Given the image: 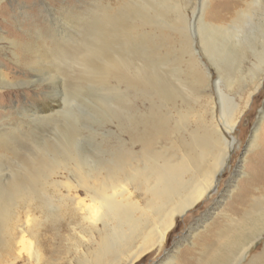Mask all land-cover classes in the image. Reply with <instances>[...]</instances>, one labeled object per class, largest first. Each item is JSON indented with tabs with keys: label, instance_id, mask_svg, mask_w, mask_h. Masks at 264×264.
<instances>
[{
	"label": "bare ground",
	"instance_id": "bare-ground-1",
	"mask_svg": "<svg viewBox=\"0 0 264 264\" xmlns=\"http://www.w3.org/2000/svg\"><path fill=\"white\" fill-rule=\"evenodd\" d=\"M176 1L109 3L92 68L79 78L61 66L62 48L74 46L78 26L65 9L60 8L59 14L57 9L47 8V32L31 25L30 33L22 30L21 41L0 33V50L6 48L10 62L26 68L23 77L11 79L0 63V92L46 83L47 90L40 92L45 102H30L29 107L19 109L29 113V122L49 125L54 131L52 137L32 134L28 141L15 136L11 142L0 143V264H138L163 246L175 218L214 187L233 143L227 141L224 132L232 133L243 113L241 106L234 105L230 92L243 93L242 85L236 82H249L246 104L264 78V0H235L220 10L213 8L209 16L214 21L203 20L196 39L191 36L187 49L183 47L185 52L181 49L171 56L154 39L160 37V43L167 47L171 31L181 29L184 7ZM224 14L229 15L228 22L220 21ZM200 52L218 74L215 93L207 95L205 101L200 94L210 87L211 75L201 67ZM182 54H187V60ZM249 55L254 58L253 69L245 71L242 65L244 59L250 62ZM161 65L162 70L167 65L173 69L169 67L165 76L158 77L156 71ZM92 78L101 102L107 96L121 112L128 93L132 102L140 96L150 98L145 113L131 105L122 126L128 141L118 137L114 147L103 149V141L91 150L81 147L80 141L89 137L76 108L89 99L86 92L90 87L86 85ZM110 80L115 84L111 86ZM85 116L87 120L89 113ZM261 121L264 107L250 141L252 148L258 145ZM13 132L16 134L0 129L4 137ZM23 148L31 150L21 152ZM254 171L253 175L245 172L248 185L243 190L234 185L229 194L237 195L238 204H246L240 218L222 213L231 222L217 230L214 238L202 234L209 225L202 231L192 226L191 236L204 241L197 254L190 257L177 250L159 264H208L222 243H230L233 234L248 225V234L256 240L264 231V153ZM53 175L64 179H53ZM19 208L24 210L27 223L33 222L28 229L18 223ZM35 210L40 219L35 217ZM43 222L51 228L52 237L47 240L37 237L36 228ZM65 226L73 235L67 246L61 245L60 229ZM16 229L31 239L17 240ZM255 240L243 244L236 258ZM25 246L26 257L22 255ZM260 257L251 264H264V250Z\"/></svg>",
	"mask_w": 264,
	"mask_h": 264
},
{
	"label": "rangeland",
	"instance_id": "rangeland-1",
	"mask_svg": "<svg viewBox=\"0 0 264 264\" xmlns=\"http://www.w3.org/2000/svg\"><path fill=\"white\" fill-rule=\"evenodd\" d=\"M118 1L119 0H109V3L116 4L118 3ZM178 1H180L179 4L184 7V21L181 24V29L178 31H171L169 41L170 45L167 47L160 43V37L154 39L155 42L158 43L159 46L163 49V51L171 56L174 55L172 54L174 52L178 55L177 51H180L181 49L182 52H185L184 48L187 49L191 36L196 39V34L200 32V24L201 22H203V20L206 19L205 21L207 22L214 21V19H210L211 17L209 16L210 11L213 8L220 10L223 8L225 3L235 2V0ZM80 3L81 0H0V33L4 36L21 41V39L24 38L22 30H29L30 33L32 28L31 25L36 24L41 29H43L44 32H47V30L45 29L47 23L45 19L47 18L48 7L57 9L58 11H56L59 14L61 13L60 8L65 9L72 20L74 19L76 21V10L78 9ZM172 3H177V1L172 0ZM258 16H254V19L256 20ZM171 18H174L173 14L171 15ZM228 19L229 15L224 14L222 15L220 21L228 22ZM196 48L197 50H199L198 44H196ZM182 56L183 60H187V54H182ZM9 57L10 55L6 48L0 50V63H3L5 72H7L8 76L11 79H19L23 77L26 68L12 64L9 60ZM250 58V62H248L247 59H244L245 63L242 65V67L245 71L247 70V68L253 69L252 63L254 62V58L252 56ZM179 61L181 63V59H179ZM201 61L204 62V65L201 66L203 71L208 72L211 75L210 87L206 88L200 94L203 95V99L205 101L207 95H213L215 93L214 83L218 79V74L216 67L208 60V57L204 54L202 55V53ZM161 66V68L157 67L158 71H156V74L158 75V77H162V75L165 76L166 71L170 67L169 65H167L168 68L162 70L164 65ZM170 68L173 69V66H171ZM236 83L238 85H242L244 92L237 94L234 93V91H231L230 96L233 98L234 105L236 104L237 106H241L243 108V113L240 116V120L236 124L233 132H224L227 141H232L233 143L230 147H228V151L224 156V163L221 165V171L217 175L214 187L194 207L187 210L183 215L177 216L175 218L174 226L168 232L163 246L145 255L138 264H159L161 261L165 260L167 256L171 257L172 255L176 254L177 252L175 251L177 250L182 254H185L187 252L188 254H190V257H194L197 254L198 249L200 248L199 245L204 241L201 242L200 239L196 238L195 236H191L192 234H190V229L192 226L198 227V230L202 231L203 226L209 225L207 230L205 232H202V234L206 237L214 238L217 230L225 229V223H227V221L231 222L230 220H227L225 216L222 215V213H226V215L233 218L241 217L243 213L241 208L245 207L246 204L244 206L240 205L241 203L238 204L237 200L235 199L237 195L230 197L229 194L234 185H236L237 189L239 187V191L241 189L243 190L248 185V179L245 175V172L253 175L255 173L254 170H256L257 168V162L261 160L262 154L264 153V121H261L259 124L258 136L260 137L258 138V145L253 148L251 147L254 128L259 122L261 110L264 107V78L260 87L252 94L250 100L246 104L245 92H247L246 90L249 89L251 85L249 82L243 84L238 83L237 81ZM109 84H111L112 86L115 84V82L113 80H110ZM45 85L46 83L36 87L23 86L20 88L2 89L1 91L3 92H0V129L3 131L6 130V132H11L13 130L16 131V136L21 141H28V139H26L28 138L27 136H30L32 134L39 137H52V133L54 131L50 129L49 125H37L36 122H29L31 121V119H28L29 113L24 112L23 114L19 109L21 108V106H28L30 102L37 105L45 102V98L40 93L43 90H47V85ZM86 86L90 87H88V91L86 90V94L89 99L85 100L86 102L83 101V107L78 105V108H76V110L81 113V120H83V122L85 123V127L87 129L86 131H88V133L85 132V134L87 133V138L89 137L86 140L80 141L81 147H83V149L91 150L96 145L100 144L101 141H103L101 144L103 146V149L114 147L115 141L118 137L122 138L124 141H128L126 134L122 132V126H124L127 122V117L131 105H134L137 109H139L140 113H145L146 110L150 107V98L140 96L135 99L134 102H132L130 93H126L127 97L124 99V107L126 108L123 107V110L121 112L118 106L115 103L111 102V98L107 99V96H105L103 103L101 102V100L99 99V93L97 94V92L99 91L96 88L97 86L94 83L93 78L91 83H88ZM121 89L124 90L125 88L121 86ZM187 89L190 88L187 87ZM223 90H227V88L223 87ZM90 92H93V94H91L92 97L89 96ZM118 102L120 103V100ZM85 112L89 113V117L87 116V120ZM219 112L220 108L219 106H217V114H219ZM118 117L120 120L118 119ZM105 134L106 136H104ZM88 143L91 144V147ZM29 150L31 149L23 148L21 149V152H26ZM52 178L58 180L64 179V177L61 175H53ZM250 192H254V189H251ZM54 199H56V197ZM235 203L237 205H235ZM17 213V216L19 217L18 223H24V228L26 229L30 228L33 222L28 221L27 223L24 216V210L19 208ZM34 214L37 219H40L42 217L41 214L36 210L34 211ZM63 215L65 216V221L67 222V212H64ZM43 223L44 224H41L40 227L36 228L38 234L37 237L39 238V240H47L49 237H52L50 231L51 228L48 227V224H46L47 222ZM248 226L244 227L241 230H237L235 234H233L234 240H232L230 243H222L219 248L220 250H218L214 254V259L209 260L210 262L208 264H212V261H214L215 264H251L253 260L261 258L260 254L264 250V231L260 232V236L255 240L253 239V237H251L250 233L248 234ZM60 230V235L63 238V242H61V245H70V242L67 243V240H70L73 235L69 227L65 226V228ZM257 230H262V228L258 227ZM13 232L14 237L17 240H24L25 242L26 240L31 239L26 232L19 233L17 229ZM236 240H239L238 244H236ZM248 240L255 241H253V243L249 246V249L245 253H243L241 257L236 258L240 253L241 246L243 244H248ZM205 241L207 242L209 240ZM175 246H177V248H175ZM22 255L24 257H26L27 255L26 246L22 251ZM68 256L69 258L73 257L70 254ZM235 258L236 260L234 261ZM72 261L73 260H71V262ZM72 263L75 264L74 261ZM16 264H22V262H18Z\"/></svg>",
	"mask_w": 264,
	"mask_h": 264
},
{
	"label": "clouds",
	"instance_id": "clouds-1",
	"mask_svg": "<svg viewBox=\"0 0 264 264\" xmlns=\"http://www.w3.org/2000/svg\"><path fill=\"white\" fill-rule=\"evenodd\" d=\"M108 14L109 0H81L76 10V43L72 47L62 48L61 66L73 77L79 78L89 74Z\"/></svg>",
	"mask_w": 264,
	"mask_h": 264
},
{
	"label": "snow or ice",
	"instance_id": "snow-or-ice-1",
	"mask_svg": "<svg viewBox=\"0 0 264 264\" xmlns=\"http://www.w3.org/2000/svg\"><path fill=\"white\" fill-rule=\"evenodd\" d=\"M15 132L10 133L8 137H4L2 135H0V143H7V142H11L13 140H15Z\"/></svg>",
	"mask_w": 264,
	"mask_h": 264
}]
</instances>
